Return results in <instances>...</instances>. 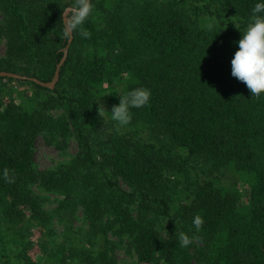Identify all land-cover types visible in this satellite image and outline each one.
Returning a JSON list of instances; mask_svg holds the SVG:
<instances>
[{
	"label": "trees",
	"instance_id": "obj_1",
	"mask_svg": "<svg viewBox=\"0 0 264 264\" xmlns=\"http://www.w3.org/2000/svg\"><path fill=\"white\" fill-rule=\"evenodd\" d=\"M70 3L0 0V72L50 82ZM92 3L90 36L72 32L53 89L0 77L30 89L0 95V264H118L121 245L132 264H264V93L247 97L228 74L264 0ZM141 86L149 103L128 125L99 115ZM38 135L61 149L72 138L76 152L39 170ZM36 190L60 200L47 210Z\"/></svg>",
	"mask_w": 264,
	"mask_h": 264
},
{
	"label": "clouds",
	"instance_id": "obj_2",
	"mask_svg": "<svg viewBox=\"0 0 264 264\" xmlns=\"http://www.w3.org/2000/svg\"><path fill=\"white\" fill-rule=\"evenodd\" d=\"M92 0H71V3L63 9V22L65 36H70L73 31L81 37L88 38L90 32L83 27L93 10ZM264 13V4L257 3L250 10L249 22L243 28V34L235 42V52L231 56L228 65L229 78L242 85L247 97H257L264 93V19L258 18ZM211 28V24L208 25ZM239 27V25L235 26ZM151 92L145 87H135L121 92L118 95V103L106 111L102 103H98L99 115L109 113L110 119L118 127L128 125L132 119L131 109L141 108L149 103ZM4 178L8 179V170H4ZM194 229L199 232L202 219L199 215L192 218ZM181 247H187L193 242V238L179 233Z\"/></svg>",
	"mask_w": 264,
	"mask_h": 264
},
{
	"label": "rangeland",
	"instance_id": "obj_3",
	"mask_svg": "<svg viewBox=\"0 0 264 264\" xmlns=\"http://www.w3.org/2000/svg\"><path fill=\"white\" fill-rule=\"evenodd\" d=\"M4 49H5L4 42L0 41V58L3 57L4 55ZM13 80L24 81L20 79H13ZM25 92H30V89L19 87L14 82H5V80L0 81V95L4 97L14 96L16 93L23 95ZM57 145L47 144L45 139L42 137V135L37 136L33 147V160L35 166L39 170L53 169L58 165H60L61 163L68 161L71 157H73V155L76 152V144L72 138L65 143L63 149H61ZM36 192L43 198V203L45 209L47 210H52L56 205L57 201L60 200V197L55 194L43 193L40 192L39 190H36ZM72 228L74 229L72 230L71 233H74L77 232L79 228L82 229L83 225L81 224L80 220L77 219L74 222V227ZM54 231L56 236L55 238L56 242L58 243L61 242L62 237L60 236V234L62 233V229L60 227L54 226ZM34 233L35 232L33 229H30L28 232L30 240L36 243L38 237L35 236ZM75 236L76 234H72L71 239L76 240ZM32 252L33 254H37V250H33ZM114 254L116 256L118 264H132L134 261V257L131 254L127 253L126 249H124L122 245L115 249Z\"/></svg>",
	"mask_w": 264,
	"mask_h": 264
},
{
	"label": "water",
	"instance_id": "obj_4",
	"mask_svg": "<svg viewBox=\"0 0 264 264\" xmlns=\"http://www.w3.org/2000/svg\"><path fill=\"white\" fill-rule=\"evenodd\" d=\"M62 19H63V14H62ZM71 40H72V34L70 36H68V41H67L66 48H65V50L63 52V56H62L60 62L57 64L56 69L54 71L53 78H52V80L50 82L43 83V82H40L39 80H37L36 78H26L24 76H20L18 74H14V73H11V72H5V71H1L0 72V77L10 78V79L30 80V81H33L34 83H36V84H38V85H40L42 87H47L49 89H52L54 87V85H55V82L58 79V69H59V67L62 65V63L65 60L66 50H67V47L70 44Z\"/></svg>",
	"mask_w": 264,
	"mask_h": 264
}]
</instances>
